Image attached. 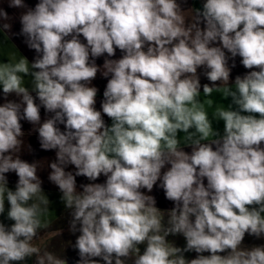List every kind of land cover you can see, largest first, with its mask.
<instances>
[{
    "label": "clouds",
    "instance_id": "9594fccd",
    "mask_svg": "<svg viewBox=\"0 0 264 264\" xmlns=\"http://www.w3.org/2000/svg\"><path fill=\"white\" fill-rule=\"evenodd\" d=\"M9 7L27 5L9 0ZM187 12L177 0H39L20 16V34L37 56L31 64L23 56L0 63L5 97H22L0 106V215L7 201L14 221L0 222V264L33 257L35 264H67L34 243L50 226V201L39 162L19 156L21 120L38 126L41 149L56 150L48 179L71 210L70 231L80 233L77 264H264V246L241 248L246 233L264 236V0H206ZM9 19L0 8V20ZM11 27L3 23L0 31ZM116 49L124 55L106 59L102 72L111 74L101 105L108 126L94 107L98 89L89 85L100 68L90 56L112 57ZM225 50L251 70L231 85ZM201 66L212 82L203 85V100ZM27 75L39 105L25 87ZM214 92L232 103L214 105ZM41 106L53 114L43 123ZM212 107V118L224 121L223 136L212 127ZM9 172L18 176L15 191ZM101 174L105 183L77 191L76 177L96 181ZM158 180L175 204L167 213L141 191L151 192ZM176 234L185 237L184 248L166 239ZM190 251L201 255L186 260Z\"/></svg>",
    "mask_w": 264,
    "mask_h": 264
},
{
    "label": "crops",
    "instance_id": "0c3cea01",
    "mask_svg": "<svg viewBox=\"0 0 264 264\" xmlns=\"http://www.w3.org/2000/svg\"><path fill=\"white\" fill-rule=\"evenodd\" d=\"M206 2V0H204ZM24 4L27 5V8H13L9 7V0H0V8H3L10 17L9 20H0V25L3 23H9L11 24V30L10 31H0V63H6L9 61V59L13 60L15 62L16 60H19L20 56L26 57L29 61V64H31L34 61V58L37 56V53L35 50L29 49L28 46L25 43V37L20 34L21 32V23H20V16L27 11L28 8H35V5L39 3V0H23ZM177 2L181 5L182 9L186 12V16H190L191 13L187 12L190 9H196L195 8V2L196 0H177ZM190 20V18H189ZM201 27H204L203 24H201ZM71 37H68L66 39H70ZM80 41L82 43L86 44V40L81 35L79 37ZM212 46H220L218 43L212 45ZM146 50V49H145ZM226 55L229 57L228 66L231 68L230 72V78L229 83L234 84L236 76L243 77L247 72L251 71L249 69H246L243 67L241 63V57L237 56L235 58L231 57V54L225 50ZM124 53L116 49L115 55L112 57H109L107 53L101 55L100 57L92 58L90 56V63L94 59L96 65L100 68V71L97 72V75L95 79L91 81L90 87H96L98 89L97 95L95 97L96 103L94 105L95 109L98 111H101L102 113V102L104 100L103 92L106 88L108 80L111 78V74H109L108 77H104L102 75L103 64L106 59L111 60H118L122 58ZM233 64L235 65L233 67ZM258 70V69H253ZM208 71V69L205 66H201L197 69V75L199 77L200 81V92L201 96L200 99H205L203 95V85L209 84V86H212V82L209 81L205 75V73ZM32 77L30 75L24 76L25 81V87H27L30 91V93L35 98V102L39 105V99L36 97V93L32 91L33 85H32ZM217 85L220 84V82H216ZM214 101V105H223L224 107H228L232 101L231 97L224 98L222 94L220 93H213L211 97H209ZM22 97L17 96L15 93L8 94L7 97H5L2 86H0V106H2L4 103L8 101H14L19 103L21 101ZM235 105H233V108L235 109ZM209 118L212 120V127L215 131H217L220 136H223L224 134V121L223 120H216L212 118V112L214 111V107L208 108ZM246 114V113H242ZM53 114L48 113L45 111L43 106L40 107V116H41V123L44 122V120L50 118ZM258 115V114H257ZM102 118L104 119L105 123L108 126H111V119L104 115L102 113ZM22 125V131L24 132V136L22 137L24 141V147L22 148L21 152L19 153V156L22 160L27 161L29 163L33 162H39V167L37 171V175L42 181V189L44 194L49 199V212L44 217L45 220L50 221V226L47 229H41L39 231V237L34 243L40 247L41 249L47 248V250L53 252L57 256H61V258H64L67 260V264H77V261L79 260L78 250L74 249L73 245L75 244L77 236L80 234L78 231L76 233H72L70 231V221L72 219L71 217V210L66 209L64 206V203L61 199L62 193L60 192L58 186L53 184L49 179V174L51 172L50 164L52 162L56 161V150H43L40 147L39 139H38V133L34 131V126L31 123H29L26 120H21ZM58 127L61 128V130H64L63 125H58ZM180 137L184 136V133H179ZM30 146V149H29ZM183 150L187 153H191L192 149L190 146L181 145ZM261 147H264V143H262ZM213 148L215 146L213 145ZM170 168V165H165V167L161 170V174L163 172L167 171ZM66 171H71L73 174L75 173L76 169L73 165H68L65 168ZM7 176L8 180V188L15 191L16 184L18 182V176L14 172H9L5 174ZM106 177L101 174V176L96 181H90L84 176H78L76 177V185H77V191H82L81 185H85L88 183H105ZM161 181L158 180L156 185H154L153 190L151 192H148L147 189H141V191L146 195H151L156 200V207L159 208L161 211L167 213V211L171 210L175 204L173 201H170L166 199L164 190L160 187ZM205 185H207V180L205 178L204 180ZM9 205L7 201L5 202V212L4 214L0 215V222H3L6 226H11V224L14 223V221H11L7 218V211H8ZM167 215H165L164 223H167ZM194 220V217L192 218ZM56 230H62V234L60 236H53L51 235L52 232ZM170 243H172L176 247L184 248L186 246V239L182 234H176V235H169L166 238ZM256 246H264V236H261L259 238L245 234L244 240L242 241L241 248L244 249H251L252 247ZM141 254L143 253L144 249L146 248V244L139 245ZM230 251V250H228ZM228 251L219 253L222 256H225L228 254ZM186 260H192L197 258L198 254L195 251L185 252L183 253ZM203 255L208 256L210 253H203ZM100 261V264H104V261H102L100 258H96ZM126 264H133V261L131 259L126 261Z\"/></svg>",
    "mask_w": 264,
    "mask_h": 264
},
{
    "label": "trees",
    "instance_id": "16d2710c",
    "mask_svg": "<svg viewBox=\"0 0 264 264\" xmlns=\"http://www.w3.org/2000/svg\"><path fill=\"white\" fill-rule=\"evenodd\" d=\"M204 2H205L204 0H196L195 8H202V5ZM25 264H35L34 257L32 259L26 261Z\"/></svg>",
    "mask_w": 264,
    "mask_h": 264
},
{
    "label": "rangeland",
    "instance_id": "374dc122",
    "mask_svg": "<svg viewBox=\"0 0 264 264\" xmlns=\"http://www.w3.org/2000/svg\"><path fill=\"white\" fill-rule=\"evenodd\" d=\"M34 262H35V258H34Z\"/></svg>",
    "mask_w": 264,
    "mask_h": 264
}]
</instances>
